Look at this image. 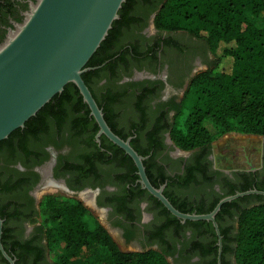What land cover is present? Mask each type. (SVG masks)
<instances>
[{
	"label": "flooded vegetation",
	"instance_id": "af4514ba",
	"mask_svg": "<svg viewBox=\"0 0 264 264\" xmlns=\"http://www.w3.org/2000/svg\"><path fill=\"white\" fill-rule=\"evenodd\" d=\"M36 1L0 0V43ZM156 3L158 0H132L109 47L110 51L118 47L124 51L94 73L90 82L99 88V95L111 93L123 102L111 103L110 114L126 138L131 137V141L128 133L133 131L132 125L142 123L138 147L149 149L146 166L151 174L162 176L159 186L164 185L163 193L181 194L179 187L166 186L167 179L192 164L204 166L205 172L218 181L215 190L229 181L264 191L263 135H257L261 138L255 157L235 147L230 159L236 166L229 169L216 165L212 142L207 149L192 150H181L169 142L165 127L174 104L179 103L198 72L204 50L201 39L184 31L157 30ZM53 113H46L32 130L0 144V242L14 264H55L41 227L40 205L47 196L77 200L93 218L102 217L105 223L99 224L123 251L157 250L166 253L171 264H236L229 248L231 239L221 236L218 259V238L211 243L212 236L204 227L194 231L185 222L172 220L162 203L141 188L126 154L109 149L103 134L97 141L98 125L90 111L91 117L83 125L69 123L66 116L55 122ZM217 170L222 174H215ZM186 194L194 202V197ZM260 201L249 196L240 204ZM231 211L236 212L234 207ZM234 217L228 213L223 220L230 236L235 233ZM214 246L216 252L211 251ZM0 264H10L1 251Z\"/></svg>",
	"mask_w": 264,
	"mask_h": 264
},
{
	"label": "trees",
	"instance_id": "16d2710c",
	"mask_svg": "<svg viewBox=\"0 0 264 264\" xmlns=\"http://www.w3.org/2000/svg\"><path fill=\"white\" fill-rule=\"evenodd\" d=\"M131 2L125 0L122 3L118 19L112 22L108 34L86 63L85 67L90 69L81 75L102 108L107 124L123 139L127 134L117 129L110 114L111 103L121 100L111 93L99 95V88H95L90 78L113 63L116 55L120 56L124 51L122 47L110 51L109 47ZM154 9L157 30L184 31L203 40L213 55L208 67L192 76L181 100L173 106V115L165 127L172 145L181 150L207 149L211 142L228 132L264 136V0H158ZM130 48L128 46L127 51ZM89 111L76 85L69 82L22 128L12 131L0 144L32 130L41 123L46 113L54 112L52 120L55 122H61L66 116L69 123L83 125L91 117ZM132 128L133 131L128 133L132 135L130 144L139 154L146 156L149 149H142L137 143L142 137V123L132 125ZM103 137L108 141L109 149L124 152L106 136ZM125 156L133 173L137 168L131 157ZM146 162L145 158L143 164L147 177L152 185L158 187L163 181L162 176L151 174ZM205 170L204 166L187 165L181 174L167 179V187L176 186L181 191L180 195L164 193L174 207L182 212L207 213L221 197L251 189L245 184L225 181L219 190H215L213 186L218 181ZM214 173L222 174L219 170ZM185 194L194 197V202L189 201ZM249 196H257L261 201L253 205L240 204ZM249 196L224 203L215 220L223 240L231 239L229 248L236 264H264V199L261 194ZM232 207L235 213L231 211ZM163 208L172 220L180 221ZM40 209L41 227L48 249L52 253L56 246L62 245L53 256L55 264H171L167 254L157 250H121L101 224L91 221L93 216L77 200L47 196L42 200ZM228 213L231 216L235 214L233 236H230L229 228L223 221ZM185 224L194 231L204 227L205 232L212 236L211 243L216 241L211 221L187 220ZM211 251L216 252V246Z\"/></svg>",
	"mask_w": 264,
	"mask_h": 264
},
{
	"label": "water",
	"instance_id": "95a60500",
	"mask_svg": "<svg viewBox=\"0 0 264 264\" xmlns=\"http://www.w3.org/2000/svg\"><path fill=\"white\" fill-rule=\"evenodd\" d=\"M125 0H37L31 2L22 22L15 23L0 43V141L34 116L64 86L72 82L78 88L90 114L98 125L96 133L105 135L133 160L141 188L157 198L181 223L197 220L211 221L218 238V259L221 253V234L215 216L221 206L236 198L263 190L236 191L221 197L207 213H188L178 210L164 195V185H152L145 172L143 160L130 144L107 124L82 73L90 69L86 63L108 34L112 22ZM171 143V141L169 140ZM2 219L0 217V236ZM0 251L14 264L0 242ZM220 264V261H219Z\"/></svg>",
	"mask_w": 264,
	"mask_h": 264
},
{
	"label": "rangeland",
	"instance_id": "374dc122",
	"mask_svg": "<svg viewBox=\"0 0 264 264\" xmlns=\"http://www.w3.org/2000/svg\"><path fill=\"white\" fill-rule=\"evenodd\" d=\"M203 50L204 51H202L201 60H199L201 61V63L199 65L198 71L208 67V65L213 60V55L209 51L208 46L204 41H203ZM207 125L208 127H210L209 124ZM260 138L261 137L257 135L255 136L249 134H242L238 132H228L223 134L222 136H220L219 138L215 139L212 142L216 165L227 169H229L231 166H236L230 159V157L234 155L235 147H239L240 149L243 150L246 149L247 153L250 156L255 157L259 147ZM241 167H247V165L242 164ZM91 221L98 223L100 222L102 224L105 223L103 218L100 216L94 217L93 219H91ZM61 247L62 245L56 246L51 255L55 256L56 253H58L61 250Z\"/></svg>",
	"mask_w": 264,
	"mask_h": 264
}]
</instances>
